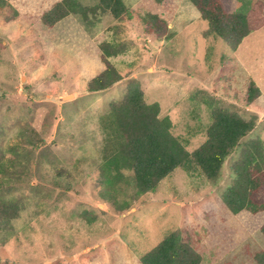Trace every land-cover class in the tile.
Instances as JSON below:
<instances>
[{
  "label": "rangeland",
  "instance_id": "rangeland-1",
  "mask_svg": "<svg viewBox=\"0 0 264 264\" xmlns=\"http://www.w3.org/2000/svg\"><path fill=\"white\" fill-rule=\"evenodd\" d=\"M7 1L0 10V200L18 201L21 210L0 231V264H142L177 231L201 264H258L264 211L232 214L220 202L240 148L215 178L178 167L142 192L121 154L110 104L139 81L188 150L206 140L216 107L245 119L257 114L242 141L259 138L264 146V26L235 50L205 36L203 18L170 38L148 34L145 15L157 14L161 0H124L121 22L110 12L87 20L72 13L52 27L42 16L62 0ZM78 1L89 7L100 0ZM245 6L233 12L246 13ZM104 42L122 49L110 60L124 79L88 92L105 68ZM250 80L260 89L252 103Z\"/></svg>",
  "mask_w": 264,
  "mask_h": 264
},
{
  "label": "trees",
  "instance_id": "trees-1",
  "mask_svg": "<svg viewBox=\"0 0 264 264\" xmlns=\"http://www.w3.org/2000/svg\"><path fill=\"white\" fill-rule=\"evenodd\" d=\"M208 21L205 36L222 38L233 49L243 39L264 26V0L256 1L246 13L233 12V0H189ZM9 6L0 0V10ZM124 0H100L93 6H84L78 0H62L42 16V22L52 27L72 13L81 14L85 20L99 12H110L117 21L128 13ZM17 13V11H16ZM147 33L163 40L172 36L167 21L159 14L145 15ZM101 61L105 68L86 86L88 92L106 90L124 79L110 58L122 52L115 44L101 43ZM130 83V82H129ZM127 84L120 103L110 104L112 123L123 142L121 154L131 163L136 188L147 192L158 187L163 178L181 167L187 172L199 171L207 178L217 177L226 159L240 148L237 159L230 167L232 181L222 193L220 202L232 214L242 210L252 214L264 211V146L262 140H242L255 128L258 115L250 119L216 107L207 138L193 151L173 132L169 116H160L159 102L148 103L139 81ZM248 101L252 103L260 89L253 80L249 82ZM203 101L211 103L214 99ZM211 106V104H210ZM3 165H0L2 171ZM18 201L0 200V231L7 230L21 208ZM264 234V223L261 226ZM181 231L173 232L140 259L142 264H201V255L184 240ZM258 264H264V251L253 254Z\"/></svg>",
  "mask_w": 264,
  "mask_h": 264
},
{
  "label": "crops",
  "instance_id": "crops-1",
  "mask_svg": "<svg viewBox=\"0 0 264 264\" xmlns=\"http://www.w3.org/2000/svg\"><path fill=\"white\" fill-rule=\"evenodd\" d=\"M256 1L263 0H233L232 10L235 7L242 9L243 5H247L245 7L249 10ZM157 14L168 22L172 32L176 27L188 26L194 20L202 18L200 11L193 9L189 1L185 0H161Z\"/></svg>",
  "mask_w": 264,
  "mask_h": 264
}]
</instances>
